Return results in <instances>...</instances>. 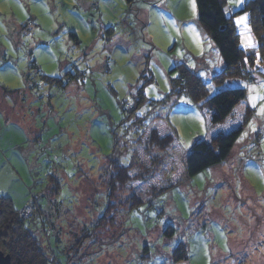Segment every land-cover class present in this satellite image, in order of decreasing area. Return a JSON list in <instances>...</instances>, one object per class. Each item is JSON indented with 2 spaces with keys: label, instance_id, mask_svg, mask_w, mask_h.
<instances>
[{
  "label": "clouds",
  "instance_id": "obj_1",
  "mask_svg": "<svg viewBox=\"0 0 264 264\" xmlns=\"http://www.w3.org/2000/svg\"><path fill=\"white\" fill-rule=\"evenodd\" d=\"M194 2V16L189 0L4 4L0 194L16 213L35 195L24 229L40 264H264V99L248 100L264 83V0Z\"/></svg>",
  "mask_w": 264,
  "mask_h": 264
},
{
  "label": "trees",
  "instance_id": "obj_2",
  "mask_svg": "<svg viewBox=\"0 0 264 264\" xmlns=\"http://www.w3.org/2000/svg\"><path fill=\"white\" fill-rule=\"evenodd\" d=\"M211 19H215L211 17ZM223 33V25L221 26ZM222 34L220 39L224 38ZM213 41V40H212ZM214 43V41H213ZM218 53L223 61V53ZM12 198L8 195H0V250L4 254L10 256L11 264H40L42 255L40 248L36 247V237L33 235L32 228L24 229V225L28 223V218L33 216V205L38 210L39 205L36 199H32L30 216L27 218L21 217L19 213L12 210L10 201ZM26 206V205H25Z\"/></svg>",
  "mask_w": 264,
  "mask_h": 264
},
{
  "label": "rangeland",
  "instance_id": "obj_3",
  "mask_svg": "<svg viewBox=\"0 0 264 264\" xmlns=\"http://www.w3.org/2000/svg\"><path fill=\"white\" fill-rule=\"evenodd\" d=\"M5 3H9V4L14 5V8H12V9L9 10L10 14L15 15L17 11L22 12V13H26V12L29 11V8H28L27 4L25 3V0H0V15L5 14V9H4V4H5ZM32 3H33V4H37V5H42V4H43V0H32ZM92 7H95V3H93ZM72 14L75 15V16H77L78 19L80 18L78 12H74V13H72ZM90 15H91V14H90ZM239 16H240V15H239ZM236 17H237V16H236ZM236 17H235V18H236ZM29 19L35 21L36 17H35V16H31V17H29ZM89 23H92L91 19H89ZM234 24H235V26H236V28H237V30H238L239 43H240V45H241L243 48H245V47L243 46V44H242V37H241L242 29L239 28V27L237 26V24L235 23V19H234ZM93 26H94V25H93ZM104 27H105L106 30H107L108 28L111 27V25H110V24H109V25H105ZM26 31H30V29H28V27H27V24H26V23H25V24H21V25L19 26V31L17 32V35H18V36H22ZM197 33H198V32H197ZM198 34H199V33H198ZM251 34H252V33H251ZM190 35H191V38H192L193 42H195L196 37L193 36L192 34H190ZM199 35H200V34H199ZM200 38H201V40H205V38H206V41H205V51L211 52V60L213 61V64H215L216 53H218V50L216 49V51H212V47H211V48H208V47H207V41H210V42H211V45H213V41H212L211 39H209L207 36L202 37V36L200 35ZM23 43H24V41H23L22 39H19V40L14 44V48L18 49L20 46L23 45ZM34 49H39L41 52H47V50H48V42H47V41H44V40H39V41L36 42L34 48H28V49H27V51H26V55L32 57V58L29 60V62H28L29 66H32V65L35 63V57L32 56V53H33ZM245 49H247V48H245ZM205 51H204V52H205ZM218 54H219V53H218ZM219 56H220V55H219ZM2 57H3V53L0 52V58H2ZM220 59H221V57H220ZM222 63H223V61H222V59H221V63H220V64H222ZM6 70H11V71L14 72V71H15V61H11V62H10V59H6V60H4L3 64H0V72L6 71ZM213 72L216 73L217 70H216V69H213ZM205 82H207V80H205ZM225 87L227 88L228 85H226ZM218 91H220V90H218ZM257 91H258V90H257ZM260 99H264V94H259V95H257V98H256V100H255V103H251V104H253V105L256 104L257 101L260 100ZM12 154H13V155H17L15 152H13ZM45 163H47V161H45ZM0 195H1V194H0ZM3 195H7V194H3ZM10 197H11V196H10ZM33 197H34V199H36L35 195L32 196V199H33ZM11 198H12V197H11ZM12 199H13V198H12ZM35 203H36V202H35ZM28 222H29V221H28Z\"/></svg>",
  "mask_w": 264,
  "mask_h": 264
},
{
  "label": "snow or ice",
  "instance_id": "obj_4",
  "mask_svg": "<svg viewBox=\"0 0 264 264\" xmlns=\"http://www.w3.org/2000/svg\"><path fill=\"white\" fill-rule=\"evenodd\" d=\"M233 2H235L238 5L241 2V0H229L230 4ZM189 9L194 16L196 14V4H195L194 0H189ZM226 11H228V9H226ZM235 23L237 24V26L239 28L242 29L241 37H242L243 46L245 48L254 47L255 46V38L251 34V30H250L248 20H247V15L244 14V15L237 16L235 18ZM187 31L196 37L194 45H195L197 54H202L205 51L206 38H205V40H201L200 35L193 28H188ZM207 47L208 48L212 47L210 41H207ZM176 55L178 57H182L183 53L180 50H177ZM208 62H209V64H211L213 66H218L221 63V59H220L219 54L216 53L215 64H213V61L211 59ZM258 62H259V54H257V63ZM189 63L192 64L190 59H189ZM200 74L202 76H205V77L209 75V73H207V72H201ZM208 87H209V90L211 91L214 86L209 84ZM151 94H153V95L156 94L154 86L151 87ZM259 94H264V83H261L259 87H257L256 85H249L248 86V100L250 103H255L257 95H259ZM259 112L264 113V106H261V108L259 109ZM240 114H241L240 110L237 109V115L239 116ZM249 127L254 128V125L250 122ZM242 135H244V134H242Z\"/></svg>",
  "mask_w": 264,
  "mask_h": 264
},
{
  "label": "water",
  "instance_id": "obj_5",
  "mask_svg": "<svg viewBox=\"0 0 264 264\" xmlns=\"http://www.w3.org/2000/svg\"><path fill=\"white\" fill-rule=\"evenodd\" d=\"M0 264H11L10 256L8 254H4L1 250H0Z\"/></svg>",
  "mask_w": 264,
  "mask_h": 264
},
{
  "label": "built area",
  "instance_id": "obj_6",
  "mask_svg": "<svg viewBox=\"0 0 264 264\" xmlns=\"http://www.w3.org/2000/svg\"><path fill=\"white\" fill-rule=\"evenodd\" d=\"M30 212H31V206L26 205L22 208L21 212H20V216L27 218L30 216Z\"/></svg>",
  "mask_w": 264,
  "mask_h": 264
}]
</instances>
